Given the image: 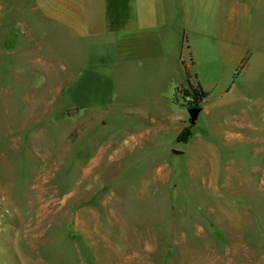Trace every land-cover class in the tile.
Wrapping results in <instances>:
<instances>
[{"label": "rangeland", "instance_id": "1", "mask_svg": "<svg viewBox=\"0 0 264 264\" xmlns=\"http://www.w3.org/2000/svg\"><path fill=\"white\" fill-rule=\"evenodd\" d=\"M20 2L0 0V264H264V23L247 82L215 38L141 81L105 39L33 35Z\"/></svg>", "mask_w": 264, "mask_h": 264}, {"label": "crops", "instance_id": "2", "mask_svg": "<svg viewBox=\"0 0 264 264\" xmlns=\"http://www.w3.org/2000/svg\"><path fill=\"white\" fill-rule=\"evenodd\" d=\"M20 1L22 7L14 13L27 14L33 35L52 27L80 41L105 39L120 52L124 68L138 70L134 75L141 81L172 77L171 69L180 72L183 52L192 62L193 58L201 60V46L211 38L217 39L223 58L227 45L233 52L235 65L241 66L237 78L247 82L254 76L251 64L243 61L255 58V30L258 23H264V0ZM181 119L173 120L175 129Z\"/></svg>", "mask_w": 264, "mask_h": 264}, {"label": "trees", "instance_id": "3", "mask_svg": "<svg viewBox=\"0 0 264 264\" xmlns=\"http://www.w3.org/2000/svg\"><path fill=\"white\" fill-rule=\"evenodd\" d=\"M182 97L184 100L186 97L190 100L187 103L188 107L198 108L200 102L206 97V93L199 84L196 86L190 85L189 89H183ZM190 133V128H182L179 131L176 140L186 142Z\"/></svg>", "mask_w": 264, "mask_h": 264}, {"label": "water", "instance_id": "4", "mask_svg": "<svg viewBox=\"0 0 264 264\" xmlns=\"http://www.w3.org/2000/svg\"><path fill=\"white\" fill-rule=\"evenodd\" d=\"M197 110H198V108H190L189 109V112H190L192 117H194V115H196Z\"/></svg>", "mask_w": 264, "mask_h": 264}]
</instances>
